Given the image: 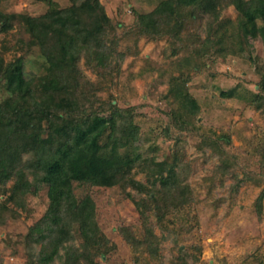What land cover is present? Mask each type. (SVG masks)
I'll use <instances>...</instances> for the list:
<instances>
[{"label":"rangeland","instance_id":"rangeland-1","mask_svg":"<svg viewBox=\"0 0 264 264\" xmlns=\"http://www.w3.org/2000/svg\"><path fill=\"white\" fill-rule=\"evenodd\" d=\"M100 1L117 33L114 68L99 75L83 61L81 67L96 82L97 105L112 101L134 107L140 130L134 146L138 159L130 175L146 189L74 184L78 196L93 198L99 237L107 240L90 247L95 262L264 264L263 19L248 22L230 3L218 5L219 19L197 7L198 16L189 18L177 37L154 40L138 34V15L163 0ZM51 2L61 8L71 4L0 2V55L5 64L21 57L25 80L38 87L47 61L29 44L30 34L18 16H39ZM12 14L17 18L5 30ZM8 94L0 82V98ZM187 99H194L198 108L193 110ZM175 117L185 128L176 125ZM43 124V140L54 141L55 124ZM153 162L175 166L174 188L162 190L159 174H152ZM13 181L0 183V205ZM49 202L48 184L42 183L25 196L24 209L7 203L0 223V264H28L24 236L44 217ZM70 225L72 243L82 247L91 236L89 226ZM149 229L156 235L154 242L148 240ZM126 234L134 236V245ZM135 240L144 244L136 246Z\"/></svg>","mask_w":264,"mask_h":264},{"label":"trees","instance_id":"trees-1","mask_svg":"<svg viewBox=\"0 0 264 264\" xmlns=\"http://www.w3.org/2000/svg\"><path fill=\"white\" fill-rule=\"evenodd\" d=\"M228 3L234 4L246 21L259 17L264 21V0H163L153 10L138 15V34L154 40L177 37L189 18L198 16L197 7L219 19L218 5ZM18 17L30 34L29 44L39 48L47 66L38 87L25 80L21 57L5 64L0 55V82L9 93L0 98V183L14 180L0 205V223L5 221L8 202L24 209L25 196L46 183L47 212L24 236L28 264H51L57 259L62 264H99L90 247L107 240L99 237L93 198L89 194L78 196L74 184L146 189L130 175L138 159L134 146L140 130L134 107L122 108L112 101L97 105L96 82L81 67L83 61L99 75L114 68L115 26L100 0H71L64 8L51 2L39 16ZM15 18L16 14L8 16L5 30ZM185 102L193 110L198 108L194 99ZM105 111L107 116L102 113ZM176 117V125L185 128ZM44 121L57 128L52 142L43 140ZM154 166L152 174H159L162 190L178 184L175 166L164 162ZM137 205L146 206L140 201ZM75 221L89 226L91 232L82 247L72 243L70 224ZM149 230L148 240L154 242L156 235ZM126 237L134 245V236ZM135 241L136 246L144 244Z\"/></svg>","mask_w":264,"mask_h":264}]
</instances>
